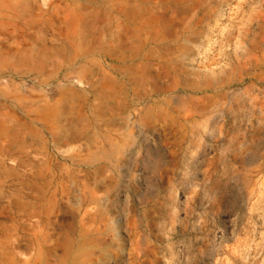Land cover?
<instances>
[{"label":"rangeland","instance_id":"obj_1","mask_svg":"<svg viewBox=\"0 0 264 264\" xmlns=\"http://www.w3.org/2000/svg\"><path fill=\"white\" fill-rule=\"evenodd\" d=\"M0 0V264H264V0Z\"/></svg>","mask_w":264,"mask_h":264},{"label":"crops","instance_id":"obj_2","mask_svg":"<svg viewBox=\"0 0 264 264\" xmlns=\"http://www.w3.org/2000/svg\"><path fill=\"white\" fill-rule=\"evenodd\" d=\"M20 4H21L20 0H10L8 6L9 7H19Z\"/></svg>","mask_w":264,"mask_h":264}]
</instances>
